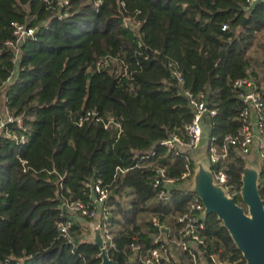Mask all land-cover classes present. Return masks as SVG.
<instances>
[{"label": "trees", "instance_id": "16d2710c", "mask_svg": "<svg viewBox=\"0 0 264 264\" xmlns=\"http://www.w3.org/2000/svg\"><path fill=\"white\" fill-rule=\"evenodd\" d=\"M244 1L67 0L60 7V0H0V83L13 74L3 94L8 111L23 118L22 129L10 130L25 140L0 136V264H101L98 246L84 238L86 224L101 215L77 220L69 238L57 229L67 220L62 203L90 202L97 181L109 190L105 250L118 264H140L128 245L150 247L152 217L177 226L194 193L184 181L154 188V178L162 169L178 179L188 166L190 180L195 163L192 152L175 156L160 143L172 133L184 137L192 119L183 89L203 93L216 111L206 152L240 130L231 82L249 72L260 81L252 55L264 57V2L245 14ZM12 22L37 29L16 62L5 45L14 39ZM100 59L108 62L97 69ZM169 62L178 64L183 88L170 80ZM88 112L95 115L84 120ZM245 165L233 150L209 165L226 173L241 207ZM258 189L264 203V166ZM203 225L207 255L245 264L215 215Z\"/></svg>", "mask_w": 264, "mask_h": 264}, {"label": "built area", "instance_id": "2783aa9c", "mask_svg": "<svg viewBox=\"0 0 264 264\" xmlns=\"http://www.w3.org/2000/svg\"><path fill=\"white\" fill-rule=\"evenodd\" d=\"M264 0H245L242 11L247 14L258 3ZM67 0H60L59 6H67ZM131 18L124 19L126 27L137 29V24H133ZM13 40L6 42V47L13 51V62H16L19 55V47L35 37L37 29L28 27L18 22H12ZM222 30H228V25H223ZM107 59H100L96 66L97 69L107 65ZM169 77L171 81H175L180 88L184 86V79L176 62H169ZM12 75L0 83V136L5 135L19 143H24V138L17 139L10 128L22 129V116H15L10 113L6 107L7 99L4 97V88L11 82ZM231 88L236 94V98L241 103L239 112V120L241 128L235 135H226L221 145L216 148L210 146L207 152V161L209 165L219 164L226 160L231 150L237 152L241 156H249L254 151L257 159L264 166V87L262 82L256 81L251 72L246 77L236 79L231 82ZM183 95L187 99L191 108L192 119L190 123L183 127L184 137L172 133L168 139L160 144L167 150L171 151L175 156L193 152L199 149L204 134H207L210 127V121L216 116V111L209 108L205 95L203 93L193 94L183 89ZM94 112L86 113L84 120L94 116ZM83 119L79 121L81 124ZM113 122V119H110ZM118 128L119 125H117ZM207 145V144H206ZM190 177V170L186 166V173L178 179H169L165 176L164 171L159 169L154 178L153 187L159 188L170 185L176 181L187 182ZM214 183L221 185L226 194L234 198L237 193L228 185V177L226 173L219 170L212 173ZM92 200L83 203L79 200H67L62 203L61 209L65 212L67 220L57 224L59 233L69 238V231L79 219H97L101 215V219H97L100 228V234L106 249L107 245H111L112 234L110 232L109 209L104 205L109 190L102 187L101 182L90 186ZM204 206L200 197L193 195L186 211L175 218L177 226L174 228L163 225L158 217H152L150 224L154 235L150 240V247L143 249V246L133 240L128 245L131 256L140 264H181L180 259L174 260L175 255H181L184 259L188 258L192 264H222L216 254L207 255L204 239L200 236L203 230ZM205 261L199 260V253ZM208 263H207V262Z\"/></svg>", "mask_w": 264, "mask_h": 264}, {"label": "water", "instance_id": "95a60500", "mask_svg": "<svg viewBox=\"0 0 264 264\" xmlns=\"http://www.w3.org/2000/svg\"><path fill=\"white\" fill-rule=\"evenodd\" d=\"M258 180L259 172L245 165L240 197L247 213L226 194L221 185L214 183L210 168L201 161L195 165L189 188L200 197L204 217L215 215L222 222L245 264H264V203L259 195ZM90 241L100 250L101 264H118L107 256L99 223L93 225Z\"/></svg>", "mask_w": 264, "mask_h": 264}, {"label": "rangeland", "instance_id": "374dc122", "mask_svg": "<svg viewBox=\"0 0 264 264\" xmlns=\"http://www.w3.org/2000/svg\"><path fill=\"white\" fill-rule=\"evenodd\" d=\"M252 58L256 61V66H255L256 68L254 69V71L259 73L258 77L260 78V82H262V87H264V57H258L257 55L253 54ZM262 61H263V63H261ZM206 144H207V134H204L199 149L192 152L191 159L194 161L195 165H196V163L201 161L210 168L209 161H207ZM244 158H245L246 165L248 167H250L254 170H257L259 173L261 172L263 166L260 163V161L257 159L254 151L251 152V154L249 156H244ZM191 185H192V178L190 180H188L187 182H184L182 187L189 189L191 187ZM243 208H244L245 212L247 213V207L244 205ZM95 223H98V220H95L91 223L86 224L88 227L85 229V231H89L91 233L92 227ZM90 233H87L88 235L85 234L84 238L91 239ZM179 259L181 261V264H192V261L188 258L184 259L181 255L180 256L179 255L174 256V260H179ZM200 259H202L201 261H205L206 258H203L199 253V260Z\"/></svg>", "mask_w": 264, "mask_h": 264}]
</instances>
